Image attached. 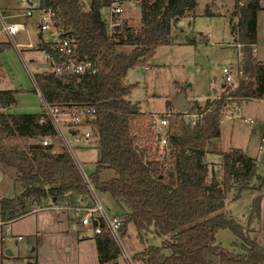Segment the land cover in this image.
<instances>
[{
	"label": "trees",
	"instance_id": "1",
	"mask_svg": "<svg viewBox=\"0 0 264 264\" xmlns=\"http://www.w3.org/2000/svg\"><path fill=\"white\" fill-rule=\"evenodd\" d=\"M39 1L55 12L81 56L96 62L98 71L86 75L79 88L63 85L51 72L37 74L36 79L51 102L96 107L90 124L103 159L98 160L92 182L127 208L123 236L127 225L134 224L141 240L153 234L163 241L135 256L138 264H264V246L252 241L243 224L221 211L228 191L236 189L240 195L259 175L256 159L238 147L225 151L222 178L214 170L211 173L206 160L208 143L220 136L223 110L234 100L264 91V64L254 54L258 11L264 9L261 0H244L243 4L236 0L229 19L234 40L242 47L243 76L238 84H223L220 97L207 98L205 105L196 102L188 111L172 115L162 159L150 153L151 145L137 141L134 122L141 113L131 110L133 102L128 98L136 84L127 85L125 79L158 46L171 42L172 26L192 13L198 0H139L142 19L136 34L126 21L108 32L101 12L114 0H91L89 9L83 0ZM39 35V49L52 52L41 32ZM9 43L0 42V54ZM16 103L15 90L0 89V163L12 171L9 175L17 191L14 197L0 200L5 223L43 209L50 201L69 205L90 192L73 157L65 150L54 154L53 145L41 143V138L55 133L53 123L43 121L45 113H17L12 110ZM199 112L202 116L192 125L186 116ZM104 169L117 175L103 180ZM259 200L256 197L258 207ZM220 228L231 229L243 239V251L219 245L216 234ZM94 240L101 264H119L116 258L121 248L106 230Z\"/></svg>",
	"mask_w": 264,
	"mask_h": 264
},
{
	"label": "rangeland",
	"instance_id": "2",
	"mask_svg": "<svg viewBox=\"0 0 264 264\" xmlns=\"http://www.w3.org/2000/svg\"><path fill=\"white\" fill-rule=\"evenodd\" d=\"M83 2L85 8L89 9L91 0ZM235 3L236 0H198L194 11L172 26L171 42L158 46L145 64L135 65L129 70L125 83H134L136 87L128 98L136 103V108L141 113L134 122V131L139 144L152 146L150 153L154 156L157 154L153 151L156 143L152 126L154 116L171 118L178 111L176 100L182 91L186 93L191 105L196 101L205 105L207 98L214 100L220 97L225 84L222 79L223 68L236 69L238 66L240 48L237 47L229 25ZM261 5L264 6V0ZM38 8L39 3L36 2L32 9L33 15L27 16V8L20 0H0V11L6 23L25 24L15 40L21 44H34L33 48L25 47L20 52L13 38L5 33V24L0 18V42H10L0 54V89L15 90L17 103L12 110L17 113H42L43 96L32 73L37 75L54 70L46 52L38 47L41 31ZM101 14L108 22V32L113 33L118 25L110 23L114 15L111 7L104 8ZM127 16L130 18L128 26L136 34L141 28V3H127L123 12L114 15L112 20L123 25V18ZM237 20L238 17H235L234 22ZM257 29L254 54L264 64V9L258 11ZM42 33L45 40L52 38L47 31ZM209 34L211 37L208 39L206 36ZM203 36L205 39L200 40ZM193 38L197 40L196 43H189L188 40ZM26 62L32 73L27 69ZM222 117L220 136L211 139L207 147L206 160L211 173L214 170L222 178L224 152L238 147L256 159L259 175L253 178L250 188H245L240 195H237L236 189L228 191L221 211L243 224L247 231L250 230L249 237L252 241L264 246V148L259 150L264 137V91L238 102L234 100L223 110ZM166 129L168 127L165 131ZM72 145L74 156L80 159L86 173L90 176L94 174L99 160L96 142H73ZM9 172L12 171L0 163V200L17 194L15 181ZM102 172L103 180L117 175L109 169ZM93 185V190L87 185L89 194L80 196L68 205V209H61L50 201L47 203H50L49 206L7 223L2 221L0 214V224L3 227L0 231V264H101L94 240L95 231L92 226L79 224L78 207L93 205L98 195L111 215L118 213L123 216L127 208L122 207L110 193L98 190L94 183ZM258 196L259 207L256 203ZM143 238L141 240L134 224L127 225L123 242L128 255L136 264L138 262L135 256L138 257L143 249L150 244L161 245L163 242L162 238L153 234ZM216 239L219 245L232 251H243V239L231 229L220 228ZM116 259L119 264H131L122 250Z\"/></svg>",
	"mask_w": 264,
	"mask_h": 264
},
{
	"label": "built area",
	"instance_id": "3",
	"mask_svg": "<svg viewBox=\"0 0 264 264\" xmlns=\"http://www.w3.org/2000/svg\"><path fill=\"white\" fill-rule=\"evenodd\" d=\"M20 2L26 6L27 10L25 15L32 16L34 9V4L36 2L39 3V11L41 21L39 24L40 32L47 31L52 38L50 40H45L48 43L49 47L52 49L51 51L44 50L46 52V57L49 60L50 64L53 67V73L56 75L58 80L62 82L63 85L72 86L75 88H79L82 85L83 78L86 75L94 74V72L98 71L96 66V62L92 61L89 58L82 57L79 51H77V45H75L73 39L70 35L66 34L67 30L61 26L58 22V17H56L55 12H53L49 8H45L41 6L39 0H20ZM132 2L135 4L136 2H140L139 0H114L111 4L112 15H119L123 12L124 7L127 3ZM240 4H243L244 0H239ZM114 15L112 18H114ZM0 18L4 21V31L8 35H10L16 47L22 52L23 48H33V42L29 43H18L15 40L17 33L22 31L25 28L24 23L20 22H11L6 23L3 14L0 11ZM111 18L110 23L113 26H117L120 23L117 21H113ZM111 33V32H109ZM43 35V33H42ZM44 38V35H43ZM237 47L239 50V60L237 62L236 69L231 67H224L222 79L225 83L230 85L238 84V79L244 74V64H243V52L240 43H237ZM255 51V47H254ZM27 69L32 73L30 67L26 62ZM33 79L38 87L36 75L33 74ZM39 92L43 96V112L45 113V117L43 121L49 120L53 123L55 127V133L51 136H44L41 138V143L44 145H53L52 152L54 154L61 153V151H67L70 156L76 162V165L80 172L83 174V177L89 185V187L93 190L94 185L91 179L90 174L86 173L82 162L79 158L74 156V148L72 143H90L94 140L93 138V126L90 124V120L94 117L96 113V107L86 104V103H55L47 100L41 91L40 87H38ZM202 116V112L199 113H191L186 117L189 118L188 121L192 123V125H196ZM171 124V118L168 116L158 117L154 116L152 121V126L154 129V133L156 136V143L153 147V151L160 152L164 157L166 155L165 148L168 144V135L165 128L169 127ZM84 129V130H83ZM167 130V129H166ZM161 137V139H159ZM264 137L261 139V143L259 145V150L264 148ZM162 144V148L160 151L158 150V145ZM81 145V144H78ZM77 145V146H78ZM60 147V148H59ZM61 149V150H60ZM157 155V154H156ZM96 201L93 205H80L78 207V221L79 224L84 226H92L95 231V235L106 230L116 241L121 250L125 253L127 259L130 260L131 264H136L133 259L128 255L124 242H123V216L121 214L115 213L111 215L105 207V205L101 202L98 195H96ZM64 203L60 206V208L68 209ZM3 230L2 225L0 224V231ZM21 236H19V239Z\"/></svg>",
	"mask_w": 264,
	"mask_h": 264
},
{
	"label": "water",
	"instance_id": "4",
	"mask_svg": "<svg viewBox=\"0 0 264 264\" xmlns=\"http://www.w3.org/2000/svg\"><path fill=\"white\" fill-rule=\"evenodd\" d=\"M176 101H177V102H176L177 109H178V111H180V112H182V111L186 112V111H188V110L191 108V106H192V105H191V102L188 101V99H187V97H186V93H185L184 91L181 92V94L179 95V97L177 98ZM131 110H132L133 112H136V111H137L136 103H133V104H132V106H131ZM186 118H187V120H189L188 117H186ZM159 139H161V137H159ZM98 155H99V160H102V159H103V155H102V150H101V149L98 150ZM157 157H158L159 159H161V158H162V154L159 153V152H157ZM9 254H10V252L8 251V255H9Z\"/></svg>",
	"mask_w": 264,
	"mask_h": 264
},
{
	"label": "crops",
	"instance_id": "5",
	"mask_svg": "<svg viewBox=\"0 0 264 264\" xmlns=\"http://www.w3.org/2000/svg\"><path fill=\"white\" fill-rule=\"evenodd\" d=\"M261 1H262V0H261ZM210 14H212V13H210ZM123 19H125L126 22H128V21L130 20V18H129L128 16H127V18H123ZM141 19H142V16H141ZM110 20H111V19H110ZM123 22H124V21H123ZM128 23H129V22H128ZM107 24H108V22H107ZM109 24H110V23H109ZM39 37H40V36H39ZM206 37L209 39L211 36H210V34H209V35H207ZM257 37H258V34H257ZM203 39H205V36H203V37L200 38V40H203ZM196 102L200 103V101H196Z\"/></svg>",
	"mask_w": 264,
	"mask_h": 264
},
{
	"label": "bare ground",
	"instance_id": "6",
	"mask_svg": "<svg viewBox=\"0 0 264 264\" xmlns=\"http://www.w3.org/2000/svg\"><path fill=\"white\" fill-rule=\"evenodd\" d=\"M162 148V144H159L158 145V150L160 151V149ZM160 153V152H159ZM162 158H163V155H162Z\"/></svg>",
	"mask_w": 264,
	"mask_h": 264
}]
</instances>
